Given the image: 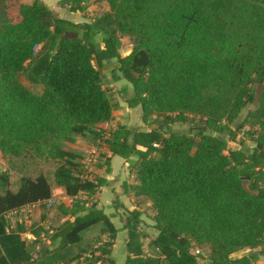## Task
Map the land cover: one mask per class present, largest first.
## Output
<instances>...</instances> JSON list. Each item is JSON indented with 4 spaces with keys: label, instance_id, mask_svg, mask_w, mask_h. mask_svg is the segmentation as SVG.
<instances>
[{
    "label": "trees",
    "instance_id": "16d2710c",
    "mask_svg": "<svg viewBox=\"0 0 264 264\" xmlns=\"http://www.w3.org/2000/svg\"><path fill=\"white\" fill-rule=\"evenodd\" d=\"M100 1L108 12L91 24H73L40 0L19 5L13 21L12 0H0V154L62 162L53 184L43 174L22 176L15 191L0 173L6 187L0 194V252L7 264H115L106 249L73 242L104 218L96 204L79 211L59 206L60 216L70 218L47 236L57 244L53 251L43 249L39 226L29 230L30 244L8 229V213L53 199L55 188L70 195L84 184L78 154L62 150L77 136L92 138L111 155L137 158L131 165L136 184L129 188L155 210L156 236L149 245L162 260L143 256L140 238L126 222L124 264L256 263L264 257V0ZM121 37L134 44L123 57ZM110 59L132 85L128 108L140 107L143 123L162 116L164 131L131 132L120 123L106 131L117 105L102 85V63ZM25 69L40 93L19 81ZM256 100L257 108L235 124L237 132L251 125L255 147L245 154L229 148L226 135L236 138L229 124ZM193 116L216 135L170 130ZM129 215L134 221L141 216L136 209ZM197 246L208 247L207 263L195 254ZM256 248L261 250L231 258Z\"/></svg>",
    "mask_w": 264,
    "mask_h": 264
},
{
    "label": "rangeland",
    "instance_id": "374dc122",
    "mask_svg": "<svg viewBox=\"0 0 264 264\" xmlns=\"http://www.w3.org/2000/svg\"><path fill=\"white\" fill-rule=\"evenodd\" d=\"M16 14L13 15V21H16ZM131 44V47L128 45ZM121 54H124L127 50L132 49L134 46L133 40L126 38L121 44ZM120 45V47H121ZM105 71V70H104ZM102 76V85L105 88V90L108 93H111L114 98H112L113 104H117L118 106L119 102L125 101V98L122 97L119 93L118 87L111 88L109 84H107V81H103V74ZM18 79L21 82V84L32 93H40V85H34L32 84L27 76V70L25 69L18 75ZM128 88L124 89V93L128 94ZM110 94V95H111ZM124 103V102H122ZM258 106L257 100L244 109L238 119L235 121V123L229 124L230 127L233 128V132H237L235 124L239 121H242L243 119H246V113L249 110H255ZM128 107V106H127ZM140 109V108H139ZM141 116V109L140 113L138 111H131L128 113L125 112L124 115L119 116V112L112 113V120L105 125L106 131L108 130H114L116 127V122L118 120L125 121L127 124V129L131 132H137L138 130L142 129H153V128H159L162 131L165 130L164 127H159L160 122L162 123L163 117H151V119L147 123H143L142 116ZM141 118V119H140ZM200 117L193 116L191 117L190 121L186 123H175L171 125L170 130L171 131H179V132H187L192 133L193 131L197 129H202L203 132L207 135H216L213 130L209 127H207L204 122L202 121ZM119 124V123H117ZM113 125V127H111ZM255 128H252V130H255ZM249 130H251V125L248 123L245 125L244 129L237 132L236 138L234 140H230L229 137L226 135V138L228 139V147L236 150V149H242L245 154H248L252 151V149L255 147L253 138L250 135H248ZM243 142V146L241 147L239 144L240 142ZM62 150L69 152L74 157L75 162H79L83 164V166H88L89 168L93 170L92 173H89L88 170H86L84 167L82 169V173H80V177L84 178V184H82L79 188H73L70 191V195H62L65 196L66 199L62 200H56V202L48 205V208H50V218L46 217L45 223H40L38 219V215L35 216V214H31L28 212L21 213V215H16L12 217V221H19L24 220L26 221V226L29 228L31 225L33 227H30V230H34L38 226L42 228L43 230H47L49 232L50 230H54L56 226L61 222L62 217L59 214V206L64 204V207L67 209H77L78 211L80 209L78 208H88L93 203V200H96L97 197V190L90 191V187L93 186L92 182H89L86 178L87 175L91 174V180L95 179L96 173L94 171H97L95 166L100 161L101 157L103 156L102 153H104V149H102L98 142H94L92 138L88 136H77L76 141L74 143H66L64 142L62 144ZM95 159L96 164L93 165V160ZM62 162L59 160H50L47 156H35L32 153H28V155L22 156L20 158H2L0 154V173L7 176L10 185L9 188L12 191L17 190L20 178L22 176H27L30 178H36L39 174H43L46 176V178L49 180L51 184H53V174L54 171L57 169L58 166H60ZM86 172V173H85ZM78 174L76 173L75 176ZM90 184V185H89ZM94 188V187H93ZM6 190V187L0 182V194L4 193ZM134 204L136 207L138 205L140 210L139 214H141L140 218L136 221H134V218L131 216L127 217V224L131 226L132 229H134L137 233V235L140 238L142 249H143V256L145 258H162L160 257L159 253L151 247L149 244L151 240L155 237L156 231H155V222H154V216H155V210L153 209L152 205L146 200V199H139L138 197L135 198ZM47 209V207L45 208ZM55 210V211H54ZM106 223L103 221V219L99 222V224L95 225L91 229H87L83 232H81L80 236L73 239V242L77 243L83 248H94L97 250L100 249H106V251L109 254V257H111L115 263L121 264L122 261L128 257V252H124L121 246L123 248L124 243L118 242V245L114 247L115 240H116V231L114 228L109 227V225H105ZM48 228V229H47ZM37 247H35V251L32 252L33 258H37ZM261 248H256L255 250H252L250 252H259ZM36 252V254H35ZM199 252V253H197ZM246 252V251H245ZM240 253V254H247V253ZM249 252V251H248ZM195 254L200 256V261L203 263H207L210 260V251L207 246H197L195 247ZM247 256V255H244ZM257 264H262L257 263Z\"/></svg>",
    "mask_w": 264,
    "mask_h": 264
},
{
    "label": "crops",
    "instance_id": "0c3cea01",
    "mask_svg": "<svg viewBox=\"0 0 264 264\" xmlns=\"http://www.w3.org/2000/svg\"><path fill=\"white\" fill-rule=\"evenodd\" d=\"M35 0H12V11L10 14V17L13 20V15L16 14V19H18V7L19 5H31ZM44 5H46L54 14L55 17L69 21L73 24H91L95 19L103 15L104 13L108 12L109 8L106 2L100 1V0H81L80 4H74L70 3L69 1L65 0H40ZM76 7H79V9H75ZM71 9H73L71 11ZM128 37H121V44H123L124 40ZM103 40L102 34H98L95 37V42L100 45ZM131 47V44L128 45ZM122 45H121V47ZM132 49L127 50L124 54H121V49L118 50L120 56H126L131 52ZM105 70V71H104ZM101 73L103 74V81H107V84L110 85L111 88L118 87L119 93L122 97L125 98V101L119 102L118 106L114 108L115 112H119V116L124 115L125 112L128 111H138L140 113V107L135 108H128L127 107V100L130 99L133 95V88L132 85L125 80L121 73L118 70V66L116 64V59H110L105 60L102 63ZM128 88V94L124 93V89ZM141 117V116H140ZM141 119V118H140ZM120 123L121 125H125L127 127V124L125 121L118 120L116 122ZM115 124V125H116ZM113 127V125H111ZM151 130V129H148ZM138 131H147L146 129H140ZM100 161L96 164L97 161L95 159L97 157H93V165L96 164L95 168L97 171H94L96 173L95 179L91 180V174L87 175L86 178H89L88 181L92 182L94 189L97 190L96 194V200H93V203L96 204V208L103 212L104 218L103 221L109 225V227L114 228L116 231V240L115 245L116 247L118 245V242L123 244V248L121 246L124 252H127L126 248V238H127V229L125 228L127 217L130 215V211L133 209H136L138 211H141L138 205L134 204L135 196L134 193L130 190L129 186H133L135 183L134 180V174H133V167H131L132 164L137 162L136 157H130L129 159H123L121 157L111 155L107 151H104L102 153ZM86 170L89 171V173H92L93 170L91 167L84 166ZM86 173V172H85ZM93 189V190H94ZM55 197L50 200L43 203H36L33 205H28L25 207H22L16 211L8 213V229L13 231H19L21 238L27 243L30 244L32 242V235L30 233V227L28 228L26 226V221L19 220L13 222L11 219L13 216L21 215V213L28 212L31 214H35V216L38 215L40 223H45L46 217L50 216V208H48V205H52L56 202V200H64L66 199L65 196H62V191L59 188H55L53 191ZM59 203V202H56ZM47 207V209H45ZM55 211V210H54ZM6 215V217H7ZM44 216V218H43ZM70 216H63L61 219V222L56 226L55 229H57L62 223H64L66 220H68ZM99 224V223H97ZM96 224V225H97ZM105 224V225H106ZM95 226V225H94ZM92 226V227H94ZM90 227L89 229H91ZM48 229V228H47ZM54 229V230H55ZM54 230H50L49 232H46L47 230H44L41 232L40 237L43 241H45V250L53 251L57 244L56 242H51L47 239V236L53 233ZM156 236V234H155ZM43 247V246H42ZM252 250L255 249H244L240 250L234 254L231 255L232 259H240L244 257V255L252 254ZM246 251V252H245ZM249 251V252H248ZM247 253V254H240V253ZM254 253V252H253ZM126 258L122 261L121 264H124ZM262 263L264 264V257L258 256V260L256 263ZM0 264H7V261L5 260L4 256L0 252ZM117 264V263H115Z\"/></svg>",
    "mask_w": 264,
    "mask_h": 264
},
{
    "label": "built area",
    "instance_id": "2783aa9c",
    "mask_svg": "<svg viewBox=\"0 0 264 264\" xmlns=\"http://www.w3.org/2000/svg\"><path fill=\"white\" fill-rule=\"evenodd\" d=\"M154 147H157V145H154ZM51 200H52V199H51ZM48 201H50V200H48ZM48 201H47V202H48ZM5 218L7 219V218H8V215H7V217H5ZM197 253H199V252H197Z\"/></svg>",
    "mask_w": 264,
    "mask_h": 264
},
{
    "label": "water",
    "instance_id": "95a60500",
    "mask_svg": "<svg viewBox=\"0 0 264 264\" xmlns=\"http://www.w3.org/2000/svg\"><path fill=\"white\" fill-rule=\"evenodd\" d=\"M43 249L45 250V247H43Z\"/></svg>",
    "mask_w": 264,
    "mask_h": 264
}]
</instances>
